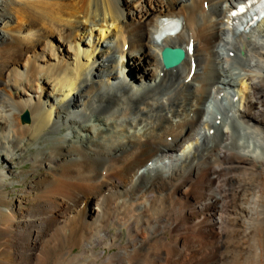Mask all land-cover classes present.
I'll return each instance as SVG.
<instances>
[{"label": "bare ground", "instance_id": "6f19581e", "mask_svg": "<svg viewBox=\"0 0 264 264\" xmlns=\"http://www.w3.org/2000/svg\"><path fill=\"white\" fill-rule=\"evenodd\" d=\"M248 1L0 0V264H264Z\"/></svg>", "mask_w": 264, "mask_h": 264}, {"label": "water", "instance_id": "95a60500", "mask_svg": "<svg viewBox=\"0 0 264 264\" xmlns=\"http://www.w3.org/2000/svg\"><path fill=\"white\" fill-rule=\"evenodd\" d=\"M186 56L185 49L180 46H165L161 51V62L165 69H172L178 66ZM23 121H28V114L21 116Z\"/></svg>", "mask_w": 264, "mask_h": 264}, {"label": "rangeland", "instance_id": "374dc122", "mask_svg": "<svg viewBox=\"0 0 264 264\" xmlns=\"http://www.w3.org/2000/svg\"><path fill=\"white\" fill-rule=\"evenodd\" d=\"M25 122H29V115H28V121H25ZM34 150H35L34 148H31L30 149V151H34ZM26 156H29V152L26 153ZM14 168H16V170H18V171L19 170H29L30 169V163L28 161H25V162L21 163L20 165L14 167ZM15 180H20V178L19 177H16ZM21 186H22V184L15 183V184H13L12 186H10L8 188L10 189L11 187H14V188L16 187L15 189H17V188H19ZM109 231H110L111 234H113L115 232L112 228L109 229ZM97 249H100V247H97ZM105 250H106V252H109L108 249H105ZM110 251H112V249ZM73 252L74 253H79L80 250L78 248H75L73 250Z\"/></svg>", "mask_w": 264, "mask_h": 264}]
</instances>
